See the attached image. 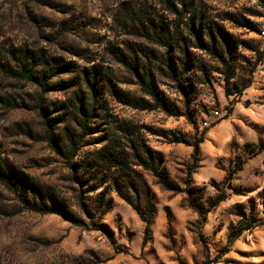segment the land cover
<instances>
[{"label":"rangeland","instance_id":"1","mask_svg":"<svg viewBox=\"0 0 264 264\" xmlns=\"http://www.w3.org/2000/svg\"><path fill=\"white\" fill-rule=\"evenodd\" d=\"M263 26L264 0H0V170L81 222L22 210L0 185V264H203L222 250L210 264H264ZM23 53L38 59L42 81L3 72L17 71ZM133 67L152 76L170 112L189 120L126 105L147 99ZM86 72L95 74L93 93L82 83ZM78 101L92 104L88 122L74 113ZM44 119L53 124V145L43 139ZM202 128L187 175L190 144ZM67 135L77 148L69 158ZM134 136L206 209L197 217L182 193L162 190L126 161L151 193L144 244L142 223L106 181L112 169L98 162L90 174L73 173L68 166L105 139L126 155ZM100 193L110 200L103 213L93 202ZM220 193L224 199L211 206Z\"/></svg>","mask_w":264,"mask_h":264},{"label":"trees","instance_id":"2","mask_svg":"<svg viewBox=\"0 0 264 264\" xmlns=\"http://www.w3.org/2000/svg\"><path fill=\"white\" fill-rule=\"evenodd\" d=\"M38 59L34 57L31 53H23L19 62L18 70L14 71L10 67L5 66L3 72L11 77L22 79L32 83H38L42 81V73L36 74V67L38 64ZM132 73L135 78L136 84L139 91L147 99L143 98H127L125 104L132 109L138 111H151L154 109H159L163 113L172 117H183L189 120L188 114H183L180 112H170L169 106L166 105L165 100L156 90L152 76L145 70L138 71L137 68H132ZM95 74L93 72H86L82 74V83L89 89L91 93L94 92L93 81ZM248 83V82H247ZM246 84L242 86L245 88ZM93 99H91L92 101ZM92 104H86L84 102L78 101L75 109V114L79 116V121L88 122L90 117L89 108ZM43 139L48 143L53 145V135L52 127L53 124L50 120H43ZM82 127L85 126L84 123L81 124ZM206 131L202 128L199 132V137L190 144V164L187 168L186 174L190 173V170L194 168L198 155V144L201 142V136ZM82 133V132H81ZM103 144L91 154L89 158L83 160L81 163H70L68 166L72 168L73 173H92L98 162L102 163L106 169H112L115 174H111L107 177V183L109 184L111 191L115 196L128 205L137 219L142 223V237L141 244H144L146 238L149 234V220L154 212V207L151 202V193L144 182V180L133 170L127 168L126 161H129L131 165L146 171L154 178L155 183L165 191L171 193H182L184 195V203L187 209L192 211L197 217L203 218L206 209H203L198 202V195L193 191L195 189L183 187L178 188L176 184L172 183L167 177L164 168L162 167L161 155L149 149L140 137L134 136L133 140H126L129 142L128 151L129 153L125 155V151L122 148H117L116 144L111 139L102 140ZM138 141V142H137ZM67 156L72 157L75 155L77 150L74 140L67 135ZM126 167V168H125ZM239 163H235V170L239 169ZM226 177H229L227 174ZM0 185L9 192L15 200L19 203L22 210L37 213V214H54L60 217L62 220L74 225L81 226L79 219L72 217L70 214L66 213L61 206V203L57 202L52 196L47 193H41L36 190L33 186L27 185L24 180H21L12 174L8 169L0 170ZM96 186H91L86 192L94 191ZM224 199V194L220 193L214 196L209 202L211 206L215 205L219 201ZM78 207L82 212H85L86 208L82 196L78 195ZM94 206L96 209H100V213L105 212L110 205L109 199H104L103 195L100 193L93 199ZM99 227V226H97ZM240 233V230H236L232 235L227 237V243L234 240ZM224 250L216 254L211 260H205L203 264L213 263L218 259Z\"/></svg>","mask_w":264,"mask_h":264},{"label":"built area","instance_id":"3","mask_svg":"<svg viewBox=\"0 0 264 264\" xmlns=\"http://www.w3.org/2000/svg\"><path fill=\"white\" fill-rule=\"evenodd\" d=\"M258 37L264 42V26L259 29Z\"/></svg>","mask_w":264,"mask_h":264}]
</instances>
